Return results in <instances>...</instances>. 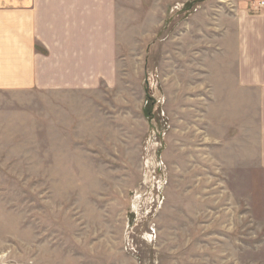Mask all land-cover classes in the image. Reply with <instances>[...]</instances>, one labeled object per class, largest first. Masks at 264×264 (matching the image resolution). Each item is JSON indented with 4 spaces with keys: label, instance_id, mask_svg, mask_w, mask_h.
<instances>
[{
    "label": "rangeland",
    "instance_id": "1",
    "mask_svg": "<svg viewBox=\"0 0 264 264\" xmlns=\"http://www.w3.org/2000/svg\"><path fill=\"white\" fill-rule=\"evenodd\" d=\"M249 1L119 0L115 82L0 90V264H264L256 104L209 76Z\"/></svg>",
    "mask_w": 264,
    "mask_h": 264
},
{
    "label": "crops",
    "instance_id": "2",
    "mask_svg": "<svg viewBox=\"0 0 264 264\" xmlns=\"http://www.w3.org/2000/svg\"><path fill=\"white\" fill-rule=\"evenodd\" d=\"M246 8L225 13L221 36L212 33L224 49L217 51L223 62L209 76L226 88L232 80L237 91H251L257 112L255 165L260 170L264 10L249 15ZM118 9L119 0H0V90L75 91L98 88L101 80L115 82Z\"/></svg>",
    "mask_w": 264,
    "mask_h": 264
},
{
    "label": "built area",
    "instance_id": "3",
    "mask_svg": "<svg viewBox=\"0 0 264 264\" xmlns=\"http://www.w3.org/2000/svg\"><path fill=\"white\" fill-rule=\"evenodd\" d=\"M247 11L250 14H261L264 10V0H250L247 4Z\"/></svg>",
    "mask_w": 264,
    "mask_h": 264
},
{
    "label": "bare ground",
    "instance_id": "4",
    "mask_svg": "<svg viewBox=\"0 0 264 264\" xmlns=\"http://www.w3.org/2000/svg\"><path fill=\"white\" fill-rule=\"evenodd\" d=\"M183 7V6H182ZM179 8H177V10H178Z\"/></svg>",
    "mask_w": 264,
    "mask_h": 264
}]
</instances>
